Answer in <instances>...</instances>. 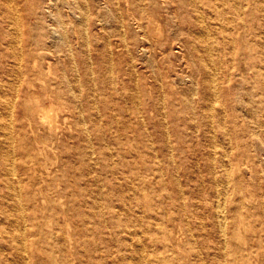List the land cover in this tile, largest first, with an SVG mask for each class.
Returning a JSON list of instances; mask_svg holds the SVG:
<instances>
[{
    "label": "bare ground",
    "instance_id": "1",
    "mask_svg": "<svg viewBox=\"0 0 264 264\" xmlns=\"http://www.w3.org/2000/svg\"><path fill=\"white\" fill-rule=\"evenodd\" d=\"M201 1L210 4V0ZM224 1L227 6L215 4V8L218 13L225 7L235 14L232 27H243L239 33L246 39L244 28L252 22L249 15L254 14L259 0ZM161 2L159 5L157 0H139L141 15L136 16L132 11L136 2L124 0L130 26L125 23L119 0L110 16L118 21L116 31L120 39L116 40V46L132 60L128 94L134 105L133 119L146 124L142 107H149L167 137L171 129L179 130L194 120L212 127L214 104L222 90L204 58L203 52L211 48L202 13L194 6L197 0ZM89 12L87 0H0V264H22L23 260L24 264H65L69 253L72 259L68 264H97L92 256L95 249L100 252V264H160V261L200 264L204 258L194 245L193 232L185 217L181 216L180 199L176 198L177 207L166 206L160 234L148 238L150 242L143 230L141 234L133 226L120 223L121 205L102 210L94 189L88 188L93 179L97 186L100 181L92 176L91 164L94 168L101 164L108 166L107 160L99 156L91 161L90 147L91 123L100 137L106 123L103 116L108 115L101 61L109 57L107 50L111 47L109 40L105 41L100 55L92 56L87 28ZM177 61L181 65L179 79L173 78ZM138 64L141 72H149L147 75L151 77L145 85L140 83ZM108 71L110 76L113 71L111 68ZM193 111H200V116L192 118ZM219 115H223L222 110ZM112 116L118 119V115ZM220 117L218 122L222 123ZM131 120L132 117H126L124 124H132ZM204 134L207 135L206 130ZM98 140L100 154L102 146ZM118 146L122 152L132 154V162L139 155L137 139L128 144L120 140ZM170 150L165 168L171 171L170 182H179L178 165L185 163L174 155V147ZM248 150L245 153L237 147L234 158L221 161L226 178L232 172L239 178L247 174L254 178L249 168L254 158ZM150 152H155V148ZM122 163L118 161V165ZM134 168L130 165L126 172L133 173ZM155 172V181L147 184V188L157 186L159 179L165 184L163 170L156 167ZM120 184L119 179L112 181L115 189ZM244 191L239 184L226 185L217 192L216 217L225 247L229 242L234 245L230 253H225L224 264H251L252 254L264 253V202L254 193ZM167 197L173 199L171 194ZM90 204L100 208L99 212L92 211L102 217L105 228L100 242L92 232L95 216L77 210L78 206ZM246 204L256 211H248ZM60 215L67 227L64 233ZM223 217L234 225L230 240L225 234ZM245 219L250 223H245ZM74 222H81L91 232L80 235ZM242 228L257 234V244L253 238L244 237ZM156 249L162 255H157Z\"/></svg>",
    "mask_w": 264,
    "mask_h": 264
},
{
    "label": "rangeland",
    "instance_id": "2",
    "mask_svg": "<svg viewBox=\"0 0 264 264\" xmlns=\"http://www.w3.org/2000/svg\"><path fill=\"white\" fill-rule=\"evenodd\" d=\"M87 1L90 11L87 28L89 29V48L92 56L100 55L99 50L104 47L103 42L109 40V44H111L110 49L107 50L109 57L102 58L101 61V71L104 72L102 74L104 89L106 90L103 96L108 104V115L103 116L106 123L102 125L104 133L100 137L96 134V128L91 123L92 143L90 147L91 161H95L99 156L100 159L107 160L108 166L101 164L94 168L93 163L91 164L92 176L94 178L99 177L100 181L97 186L93 179L88 188L94 189L98 202L102 204V210L105 211L116 205H121L123 209L120 223L133 226L141 231V234L143 230L147 240L160 234L166 206L175 204L177 207L176 198L180 199L181 216L182 218L185 217L187 227L193 232V241L196 243L194 245L204 258V262L199 261V263L224 264L225 253H230L234 245L229 242L230 245L225 247L226 241H224V235L220 229L219 218L216 217L217 200H219L217 192L224 189L226 185L241 184L245 194L254 193L258 199L264 202V0H259L260 6L258 3V8L256 7L253 11L254 14L249 15L252 22L244 28L246 39L244 34L239 33L243 27H232L235 14L229 12L225 7L218 13V9L215 8V4L227 6L224 0H210L209 5L212 8L208 7L207 1L197 0L194 4L202 13L203 23L206 24L205 28L208 32L207 44L211 48L209 52H203L204 58L214 71L222 95L214 104L215 122L212 127L194 120L191 125L181 127L179 130L171 129L168 138L163 136V127L158 124V121H154L149 112V107L144 105L142 107L143 120H147L146 124L140 119H133L134 105L130 102L128 94L132 60L126 52L124 53V50L117 48L116 40L120 39L116 31L118 21L116 17L110 16L117 9L116 0ZM119 1L125 23L130 26L131 19L126 11L124 0ZM157 2L159 5L162 3L161 0H157ZM175 2L177 4L179 0H175ZM133 3L134 15H141L138 12L139 0H133ZM256 4L257 2L255 6ZM99 10L108 15L99 13ZM164 27L168 26L164 25ZM75 45L78 46L79 43ZM103 59L107 61L105 62ZM176 64L178 65L174 66L173 78L179 79L178 68L181 65L179 61ZM94 66L97 68L98 65L94 63ZM109 68L113 71L110 76ZM141 68V64H138V77L141 85H145L147 81L151 80V77L147 75L149 72H141ZM99 87L102 88V85L100 84ZM146 97L147 95L144 94V100ZM126 99L129 100V103H126ZM246 100L249 101L247 105L244 104ZM194 105L198 106L197 104ZM232 107L235 110H232ZM220 110L223 111L222 123L221 121L218 122ZM112 115H118V119H113ZM190 115L196 119L197 116H200V111L197 113L193 111ZM126 117H132V124H124ZM109 121L112 123H107ZM205 130L207 135L204 134ZM98 138H100L102 146L100 154H98ZM136 139L139 155L132 162L130 158L132 154L122 152L118 148V142L121 140L128 144L131 140ZM163 143L167 144L165 148ZM259 144L262 147H258ZM153 147L155 152H150ZM171 147L175 148L174 155L181 158L185 163L184 165L179 161V182L176 180L170 182L172 174L170 170L165 168L164 164ZM237 147H240L245 153L248 149L252 152L254 159L250 165L252 169L249 168L255 179L249 177L248 174L239 178L233 172L230 178L223 175L220 163L223 160L228 162L230 158H234ZM183 153H186L184 158H182ZM118 161L123 162L124 167L121 166L122 164L118 165ZM130 165L135 167L133 173L126 172ZM156 167L163 170L166 185L159 179L157 186L147 188V184L155 181ZM85 172L86 170L84 174ZM116 179L121 182L117 189L113 188L112 185V181ZM252 179L255 180V183ZM85 186L87 185H83V187ZM79 189L80 187H77L78 191ZM179 189L180 193H177ZM168 194H171L173 199H169ZM221 205L223 204L221 203ZM246 205L248 211H256L257 202L254 203L253 206L255 207L253 208L248 204ZM227 206V202L224 203L225 209ZM99 209L95 204L77 207L79 212L88 211L91 216H95L92 211L99 212ZM224 213L227 214L228 209ZM75 218L77 219V217ZM94 219L92 232L95 234L97 242H100L101 232L105 228L101 216H95ZM223 221H226L224 217ZM59 222L64 233L67 227L61 215ZM244 222L249 224L250 220L245 219ZM222 223L226 225L225 234L227 240H230L234 225L229 221ZM73 225L74 228L76 226L78 233L82 236L91 232L81 222H74ZM240 231L246 239L251 237L254 244H257L256 233L247 232L243 228ZM84 245L88 246L87 244ZM67 248L69 247L67 246ZM155 252L157 255H162L161 250L156 249ZM92 256L95 262L100 264V252L95 249ZM71 259L72 256L69 253L65 264H68ZM249 260L251 264H264V253L260 256L252 254ZM22 264H24V260ZM160 264H166V262L160 261Z\"/></svg>",
    "mask_w": 264,
    "mask_h": 264
}]
</instances>
